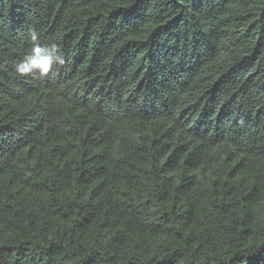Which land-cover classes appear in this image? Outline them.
Instances as JSON below:
<instances>
[{
    "label": "trees",
    "instance_id": "1",
    "mask_svg": "<svg viewBox=\"0 0 264 264\" xmlns=\"http://www.w3.org/2000/svg\"><path fill=\"white\" fill-rule=\"evenodd\" d=\"M0 264H264V0H0Z\"/></svg>",
    "mask_w": 264,
    "mask_h": 264
},
{
    "label": "clouds",
    "instance_id": "2",
    "mask_svg": "<svg viewBox=\"0 0 264 264\" xmlns=\"http://www.w3.org/2000/svg\"><path fill=\"white\" fill-rule=\"evenodd\" d=\"M27 39L31 44L30 52L14 64L13 70L17 76L43 79L64 65L60 48L54 43L41 44L35 29L29 31Z\"/></svg>",
    "mask_w": 264,
    "mask_h": 264
}]
</instances>
